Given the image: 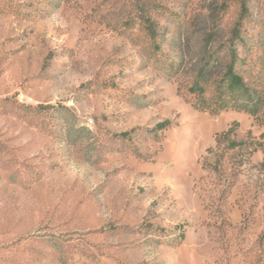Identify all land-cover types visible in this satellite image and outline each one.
Returning a JSON list of instances; mask_svg holds the SVG:
<instances>
[{"label":"rangeland","instance_id":"obj_1","mask_svg":"<svg viewBox=\"0 0 264 264\" xmlns=\"http://www.w3.org/2000/svg\"><path fill=\"white\" fill-rule=\"evenodd\" d=\"M239 19L264 93V0H0V264H264V124L187 103Z\"/></svg>","mask_w":264,"mask_h":264},{"label":"trees","instance_id":"obj_2","mask_svg":"<svg viewBox=\"0 0 264 264\" xmlns=\"http://www.w3.org/2000/svg\"><path fill=\"white\" fill-rule=\"evenodd\" d=\"M139 16V33L147 38L150 48L158 50V25L148 17ZM240 25L239 19L231 30L229 39L225 41L228 46L222 53V60L211 56L199 67L194 80L186 89L187 103L193 110L211 116L228 111L242 112L255 123L264 124V93L246 83L237 72V68L244 65L238 52L239 46L245 48L239 33ZM214 41V33H209L204 38L205 44ZM168 126V122H163L158 124L155 130L163 131ZM233 146L236 145H231V148Z\"/></svg>","mask_w":264,"mask_h":264}]
</instances>
